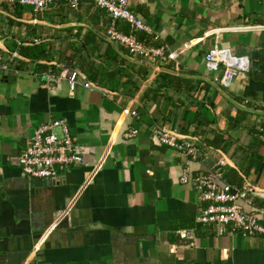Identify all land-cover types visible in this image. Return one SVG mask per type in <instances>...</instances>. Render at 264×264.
<instances>
[{
	"label": "crops",
	"instance_id": "obj_1",
	"mask_svg": "<svg viewBox=\"0 0 264 264\" xmlns=\"http://www.w3.org/2000/svg\"><path fill=\"white\" fill-rule=\"evenodd\" d=\"M88 6L54 4L33 15L0 0L2 46L17 52L33 42L44 51L0 71V264H264V235L198 223L206 203L192 182H179L183 173H208L223 155L232 165L224 182L239 177L264 190V0H132L149 42L176 57L146 73L134 67L128 85L111 94L70 92L43 77L98 61L81 43L91 31L106 36L108 17ZM214 45L249 62L223 93L214 86L220 72L204 61ZM53 119L68 125L83 165L51 181L29 179L18 156ZM157 126L195 138L197 157L159 145ZM130 130L137 134L127 140ZM250 198L264 225V192Z\"/></svg>",
	"mask_w": 264,
	"mask_h": 264
},
{
	"label": "built area",
	"instance_id": "obj_2",
	"mask_svg": "<svg viewBox=\"0 0 264 264\" xmlns=\"http://www.w3.org/2000/svg\"><path fill=\"white\" fill-rule=\"evenodd\" d=\"M9 4L29 6L33 15H37L46 7L54 4H66L77 8L81 2H89L97 9L104 11L109 18V28L106 36L113 42L125 48L130 55L141 60L154 63L156 60H173L175 53L165 54L164 47L150 46L138 41L134 35H127L117 30L119 23L126 24L134 32L151 35V30L130 10L132 0H5ZM152 36V35H151ZM156 38L153 37L152 40ZM184 48H186L184 46ZM17 52L7 54L5 59L0 56V71H9L14 63ZM208 72L218 73L217 84L228 88L241 73L247 72L249 62L246 57L234 56L228 49L214 45L204 56ZM47 82L64 81L70 92L77 87L93 91L90 84L81 79L74 70L63 68L58 74L48 70L43 74ZM123 113L133 118L138 114L135 110L124 109ZM137 134L130 130L123 134L125 139H131ZM175 130L169 131L163 126L152 129V136L157 143L168 149L177 151L195 159L198 149L192 140L180 139ZM18 167L23 176L29 179L54 180L64 168L83 165V156L75 144L71 131L62 119H53L36 128L27 141L17 159ZM224 159H220L208 173H198L194 176L183 173L179 179L182 184L192 182L201 201L206 205L201 209L197 222L202 225L214 226L217 229L228 227L232 232L242 236L264 235V225L261 219L251 211L252 191L246 185L235 186L223 181ZM248 207L246 211L245 208Z\"/></svg>",
	"mask_w": 264,
	"mask_h": 264
},
{
	"label": "trees",
	"instance_id": "obj_3",
	"mask_svg": "<svg viewBox=\"0 0 264 264\" xmlns=\"http://www.w3.org/2000/svg\"><path fill=\"white\" fill-rule=\"evenodd\" d=\"M109 22L110 21L108 18V20H106L105 27H107ZM117 30L127 35H134L138 41H142L150 46H153L152 43L149 42L150 38L147 37L146 34L142 32H134L130 30L126 24L119 23ZM89 33L90 35H87L81 44L87 52L91 51V54L94 52L96 56L94 59L98 61H88V63L81 65L79 68L80 71L86 76L87 80L93 83L95 86L112 93H118L120 89L125 88L128 85L126 81L128 82L130 76L132 77L135 75L132 72L134 67H139L138 74L141 70L146 73V71L149 69L147 66L140 65L138 63H128L127 59L125 58L126 56L128 57V55L131 57L128 51L117 45L114 47L112 44L107 42L103 36H98V34L93 31ZM100 33L106 35V32L101 31ZM19 45L20 46L18 47L19 51H17V55L32 61L40 59L44 53V51L41 49L42 44L37 45L36 43L30 42L28 45H23V42H21ZM102 45H104L105 48L101 52ZM124 65H126V67H124ZM144 77L145 75H140L141 80ZM182 81H185V83L188 82L184 79H182ZM127 96L129 95L127 94ZM238 180L239 182H237V180H229L230 183L228 184L232 185L236 183L235 185L242 186L243 184L239 177Z\"/></svg>",
	"mask_w": 264,
	"mask_h": 264
},
{
	"label": "water",
	"instance_id": "obj_4",
	"mask_svg": "<svg viewBox=\"0 0 264 264\" xmlns=\"http://www.w3.org/2000/svg\"><path fill=\"white\" fill-rule=\"evenodd\" d=\"M103 37L105 38V40H106L107 42H109V43L112 44L114 47H116V44H115L113 41H111L107 36H103ZM2 43H3V40H0V49L3 50L6 54H11L12 52H10V51H8L7 49H5V47L2 46ZM16 58H17V59H23V58L19 57L18 55H16ZM125 58H126L128 61H130V62L138 63V64H140V65H144V66H147V67L152 68V69H155V70L159 68V67H157L156 65H154V64H152V63H150V62H148V61H145V60L134 59V58H130V57H127V56H126ZM54 65H56V66H60V67H63V66H64V65H62V64H54ZM68 68H70L71 70L76 71V72L78 73V75L80 76L81 79L87 81L86 76H85V75H84L79 69H77V68H75V67H72V66H69ZM164 71H165V70H164ZM87 82H88V83L90 84V86H92L94 89H97V90H99V91H101V92H104V93H107V94H111V92H109V91H107V90H104V89H102V88H99V87L95 86L93 83H91V82H89V81H87ZM214 86H215L217 89H219V90L223 93V90H222L221 87H219V86H218L217 84H215V83H214ZM247 110L253 112V110H251V109H247ZM176 136H177L178 138H180V139H187V140H193V141H196L195 138L184 137V136H180V135H176ZM222 157H223L224 161L226 162V165L232 167V165L229 163V161L227 160V158H226L225 156H223V155H222ZM244 181H245V180H244ZM245 184H246V186H248V187L250 188V190H251L253 193L264 192V190H261V189H259V188H256V187L252 186V185H251L250 183H248L247 181H245Z\"/></svg>",
	"mask_w": 264,
	"mask_h": 264
},
{
	"label": "rangeland",
	"instance_id": "obj_5",
	"mask_svg": "<svg viewBox=\"0 0 264 264\" xmlns=\"http://www.w3.org/2000/svg\"><path fill=\"white\" fill-rule=\"evenodd\" d=\"M84 4H85V5H84ZM79 5H80V8H81L80 10H81V12H82V11H86V10H88V7H89L88 5H91V4H90L89 2H81ZM91 6H92V5H91ZM92 7H93V6H92ZM95 9H97V8L95 7ZM99 11H100V10H99ZM100 12H101V11H100ZM78 13H79V12H78ZM101 13H102V12H101ZM46 16H47V14H46ZM2 57H3V59H5L6 56H2ZM15 62H18L17 59L14 60V63H15ZM11 67H12V65H11ZM227 178H228V175L226 174L225 179H227Z\"/></svg>",
	"mask_w": 264,
	"mask_h": 264
}]
</instances>
